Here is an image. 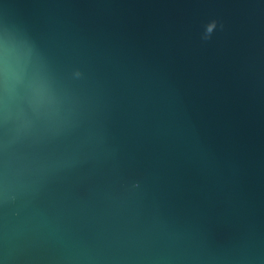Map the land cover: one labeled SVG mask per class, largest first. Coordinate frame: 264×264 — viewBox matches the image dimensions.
<instances>
[{
  "label": "water",
  "instance_id": "obj_1",
  "mask_svg": "<svg viewBox=\"0 0 264 264\" xmlns=\"http://www.w3.org/2000/svg\"><path fill=\"white\" fill-rule=\"evenodd\" d=\"M0 264H264V0H0Z\"/></svg>",
  "mask_w": 264,
  "mask_h": 264
},
{
  "label": "clouds",
  "instance_id": "obj_2",
  "mask_svg": "<svg viewBox=\"0 0 264 264\" xmlns=\"http://www.w3.org/2000/svg\"><path fill=\"white\" fill-rule=\"evenodd\" d=\"M218 22L216 20L210 21L208 24L205 25V31L203 34L202 39L203 40H209L211 38V35L213 33V30L217 27ZM222 27V25H221ZM76 75L78 76L79 73L77 72Z\"/></svg>",
  "mask_w": 264,
  "mask_h": 264
}]
</instances>
